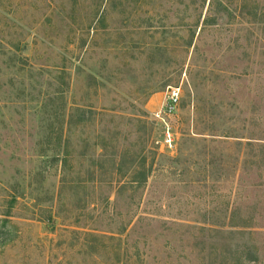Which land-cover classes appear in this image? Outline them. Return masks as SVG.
<instances>
[{"label":"rangeland","instance_id":"374dc122","mask_svg":"<svg viewBox=\"0 0 264 264\" xmlns=\"http://www.w3.org/2000/svg\"><path fill=\"white\" fill-rule=\"evenodd\" d=\"M0 264H264V0H0Z\"/></svg>","mask_w":264,"mask_h":264},{"label":"built area","instance_id":"2783aa9c","mask_svg":"<svg viewBox=\"0 0 264 264\" xmlns=\"http://www.w3.org/2000/svg\"><path fill=\"white\" fill-rule=\"evenodd\" d=\"M180 99V87L179 86H171L168 88L165 94V101L162 104L161 108L156 112L157 117L161 116H169L174 114L177 111V106ZM164 141L168 146L171 145L172 139L170 136L169 128H166Z\"/></svg>","mask_w":264,"mask_h":264}]
</instances>
